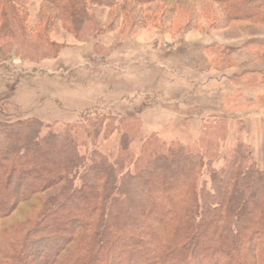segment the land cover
<instances>
[{
    "label": "rangeland",
    "instance_id": "1",
    "mask_svg": "<svg viewBox=\"0 0 264 264\" xmlns=\"http://www.w3.org/2000/svg\"><path fill=\"white\" fill-rule=\"evenodd\" d=\"M164 1L89 5L73 32L45 27L51 8L27 1L23 33L0 39V122L74 127L81 154L124 158L131 171L170 144L214 168L237 145L249 151L246 119L264 113V25L217 29L213 3Z\"/></svg>",
    "mask_w": 264,
    "mask_h": 264
},
{
    "label": "trees",
    "instance_id": "2",
    "mask_svg": "<svg viewBox=\"0 0 264 264\" xmlns=\"http://www.w3.org/2000/svg\"><path fill=\"white\" fill-rule=\"evenodd\" d=\"M27 1L0 0V39L23 33ZM41 1L51 8L45 27L73 32L89 5L121 0ZM185 1L216 5L217 29L264 25V0ZM43 127L0 122V264H264V169L247 148L214 168L170 144L131 171L124 158L81 154L74 127ZM16 211L22 218L8 222Z\"/></svg>",
    "mask_w": 264,
    "mask_h": 264
},
{
    "label": "crops",
    "instance_id": "3",
    "mask_svg": "<svg viewBox=\"0 0 264 264\" xmlns=\"http://www.w3.org/2000/svg\"><path fill=\"white\" fill-rule=\"evenodd\" d=\"M245 141L251 159L264 169V113L246 119Z\"/></svg>",
    "mask_w": 264,
    "mask_h": 264
}]
</instances>
